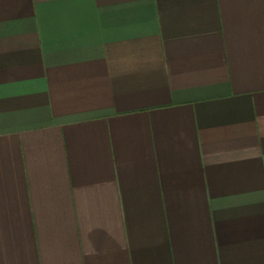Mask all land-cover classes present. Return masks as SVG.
<instances>
[{"label": "crops", "instance_id": "crops-1", "mask_svg": "<svg viewBox=\"0 0 264 264\" xmlns=\"http://www.w3.org/2000/svg\"><path fill=\"white\" fill-rule=\"evenodd\" d=\"M0 264H264V0H0Z\"/></svg>", "mask_w": 264, "mask_h": 264}]
</instances>
